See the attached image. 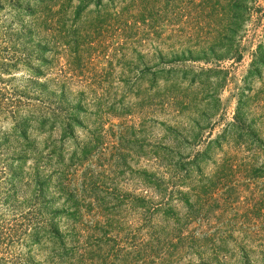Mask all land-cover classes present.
<instances>
[{
    "label": "rangeland",
    "instance_id": "1",
    "mask_svg": "<svg viewBox=\"0 0 264 264\" xmlns=\"http://www.w3.org/2000/svg\"><path fill=\"white\" fill-rule=\"evenodd\" d=\"M33 1L0 0V49L7 47L9 65L16 63L0 72V264H72L75 233L81 229L82 242L101 240L95 206L84 207L91 212L76 220L69 195L99 199L108 211L105 193H142L136 171L162 173L184 192L201 174L213 176L225 156L218 149L197 154L232 121L237 101L250 99L246 127L264 142V64L250 66L264 30V0H253L256 12L237 34L233 22L245 18L233 5L248 0L136 4L133 14L146 23L132 42L121 47L112 39L108 56L96 49L83 62L76 50L86 51L77 44L85 25L105 10L120 12L121 1L85 0L80 19L72 14L78 0L57 5L63 12L50 20L45 7H35L40 13L31 22L24 13ZM233 41L239 59L231 54ZM160 68L165 72L155 76ZM88 144L93 152L85 157ZM192 160L196 165L179 173L167 166ZM252 176L241 170L225 178L216 196L229 188L232 204L215 203L218 220L209 218L208 225L243 228L264 239V219L248 213L264 191Z\"/></svg>",
    "mask_w": 264,
    "mask_h": 264
},
{
    "label": "trees",
    "instance_id": "2",
    "mask_svg": "<svg viewBox=\"0 0 264 264\" xmlns=\"http://www.w3.org/2000/svg\"><path fill=\"white\" fill-rule=\"evenodd\" d=\"M72 1L34 0L31 8L24 14L29 16L33 22L40 13L35 10V7L43 6L51 15L45 19H55L63 12V10L56 12L55 7L65 2H67L66 7H69ZM120 1L124 5L119 8L120 12L112 14L105 10L103 16L85 25L86 32L78 37L77 44H81L86 51L81 52L78 48L76 50L81 58L82 56L89 58L96 49H101L100 52L96 51L98 55L108 56L109 48H111L110 42L115 38L118 39L117 46L125 47L132 42L139 31V24L146 23L145 17L136 16L133 11L137 10L136 7H140L141 3L149 0ZM252 1L248 0L251 2L250 7L246 6L248 2L243 6L241 4L233 5L237 16L243 14L245 18L244 20L236 19L233 22L235 34L242 28L243 22L241 21L245 22L247 15L250 18L252 13L256 12L251 7V4L255 3ZM85 2V0H78L79 6L72 12L76 19H80L86 10L87 3ZM136 4L138 6L135 7ZM111 6L116 8L113 7V4ZM239 11H241L240 14L237 13ZM143 26L145 30H148V25ZM155 28L157 27L154 26ZM262 31L261 41L253 51V60L250 66L258 67L264 64V30ZM115 48L116 46L113 47V49ZM7 49V47L0 49L2 50V52L0 51V72L16 66L14 62L9 65V61L12 59H8ZM231 51L233 56L237 55V59L241 58L235 41L232 43ZM85 64L86 62L84 66ZM107 64H112V58L107 61ZM164 72L163 68L157 69L155 76L156 73ZM249 100L244 98V101H237L232 121L227 123L223 131L214 139L207 141L204 154H197V156L206 155L207 150L218 149L225 159H221L222 162L218 167H215L216 171L213 176L204 177L201 174L199 180L196 181V187L190 186L189 192L178 189L179 184L174 185V181L171 183L166 181L165 175L162 173L139 170L135 172V179L139 186L143 187L142 193L135 194L121 189L117 194H114L115 198L111 197L109 193H105L112 204L111 206L105 205L108 211H103L100 208L99 199L89 196L86 201L85 198L80 197L79 193L74 196L66 195L74 204L73 208L77 213H73V215L75 214L76 220L84 218L85 213L89 214L91 211L84 212L82 209L84 207L87 209L92 205L98 211L92 217L102 220L95 222L98 235L101 234V240L91 241L96 242L95 244L82 242L81 234L83 232L81 229L80 234L79 232L75 233L76 240L70 248L72 264H116L115 261L118 264H264V239L254 238L251 234L255 231L246 233L243 228L237 229L230 225H208L209 218L215 219L216 222L218 220L213 215L215 203L219 205V201L223 200L224 208L226 205L232 204L229 202L230 197H233L229 188L227 193L223 192L221 196H216L222 190L220 187L223 186L225 178L231 174H239L243 170L244 176L251 174L253 175L252 179L260 178L264 183V142L258 138L259 134L253 128L246 127L249 125H246L245 108ZM227 145H229L228 150L223 151ZM91 150L93 152L92 145H85L84 156L87 157ZM153 154L155 160L161 159L157 156L158 153ZM243 161L244 164H242ZM188 163L181 162V164L167 166L168 169L174 167L176 173H179L181 167L185 168L190 164V167L196 165L194 160ZM257 163H261V165L259 169H254L253 166ZM189 168L184 172L188 174ZM180 176L184 175L179 174L178 180H180ZM250 179L248 178V181H251ZM260 194L261 201L256 202L248 212L254 214L256 219L259 217L264 219V191ZM73 215L69 214L68 216ZM205 223L207 224L206 228H204ZM236 232L238 235L234 237ZM260 232L264 235V227ZM93 236L95 235H92L91 238ZM245 236L248 238L246 239ZM101 253L103 254L102 258L100 257Z\"/></svg>",
    "mask_w": 264,
    "mask_h": 264
}]
</instances>
